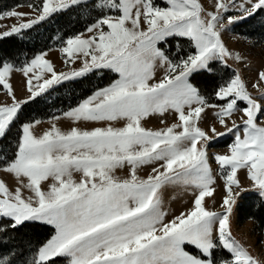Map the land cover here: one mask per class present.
Listing matches in <instances>:
<instances>
[{
    "label": "snow or ice",
    "instance_id": "obj_1",
    "mask_svg": "<svg viewBox=\"0 0 264 264\" xmlns=\"http://www.w3.org/2000/svg\"><path fill=\"white\" fill-rule=\"evenodd\" d=\"M81 0H28L27 12L16 9L0 13V38L20 35ZM107 9L88 28L91 35L68 38L60 51L65 63L83 57V67L58 73L45 58L36 55L20 67L0 61V91L10 103L0 104V140L7 137L25 103L63 81L93 70L118 74L109 86L96 90L76 107L64 113L76 126L67 131L55 123L37 136L39 121L20 124L14 153L0 165L15 177L11 189L0 181V246L9 229L26 222L51 226L53 234L33 250L0 252V264H261L233 236L230 219L239 199L249 191L238 177L245 178L264 199V104L254 99L238 73L214 92L218 101L209 103L191 82L193 74L215 72L242 57L228 50L221 33L229 26L264 12V0H215V11H206L200 0H103ZM235 10L238 15H232ZM170 38L187 40L189 50L178 49L172 59ZM157 64L165 69L154 81ZM15 71L26 77L27 100L17 99L10 82ZM264 82V71L259 72ZM254 88L259 83L253 84ZM264 99V89L260 90ZM244 102L239 107L238 102ZM214 113L224 132L198 126L206 109ZM169 110L177 122L160 129L145 128L141 121ZM240 112V123L227 119ZM53 119H59L54 117ZM107 122V126L80 127L79 122ZM123 121L115 127L111 122ZM164 123V121H161ZM232 134L228 154L213 159L224 181L222 212L206 207L215 179L209 166L208 147L213 138ZM129 166L126 178L113 170ZM144 165H153L146 177L137 174ZM79 173V179L73 177ZM46 184L45 183L49 182ZM170 184L193 190L191 208L166 220L161 207V190ZM27 191L28 195H25ZM228 255L218 258L216 250ZM194 250V251H193Z\"/></svg>",
    "mask_w": 264,
    "mask_h": 264
},
{
    "label": "rangeland",
    "instance_id": "obj_2",
    "mask_svg": "<svg viewBox=\"0 0 264 264\" xmlns=\"http://www.w3.org/2000/svg\"><path fill=\"white\" fill-rule=\"evenodd\" d=\"M102 2L103 0H81L80 4L70 5L68 8L60 12H57L53 15L64 13L78 6L86 5L88 7L84 11L85 13L84 16L88 18H90V16L92 15L101 16L102 14H105L107 12V9H102L101 7L98 6ZM200 2L206 11H215V7H214L215 0H200ZM154 3H156L158 6H165V0H154ZM91 4L92 6H90ZM13 9H16L17 11H21V12L28 11L26 7H20V8L14 7L10 10ZM4 11H8V10L2 9L0 10V13ZM230 11L232 15H238V13L235 10H230ZM76 19H78V17L75 15L72 16L71 18V20L73 21ZM42 22L38 24H41ZM14 23H17L15 19H5L0 21V24L3 25H12ZM91 24H89L85 28V30L78 33L79 35H82V38H88V36L91 35L90 33L87 32V28ZM240 26L243 27V29H238ZM4 30L6 29L0 28V31H4ZM240 30L242 33H240ZM76 35L70 38H73ZM62 36L63 33L59 31V29H56L53 33L52 46L49 49L38 53L37 55L46 53L45 58L52 63L54 69L58 73L60 72L70 73L74 70H79L80 68L83 67V57L76 60L75 63H65L67 57L61 53L60 49L62 46H66L65 42L67 39H63ZM221 38L222 41L225 43V46L228 48V50L233 53V56H235L238 53L242 57V60L237 61L235 59H231L228 61L227 67L219 63L213 65V67L215 68L214 74L217 76L218 82L221 85L225 81L230 79L235 73H238L241 76L242 80L245 82L247 86V90L252 95V97L254 99H257L258 102H260L261 104H264V99L260 98V90L264 89V82H259V76H258L259 72L264 71V12H260L258 15L241 23L229 26L227 30L222 31ZM176 41L177 38H170L169 40V44L171 45L170 49L168 45H164L165 50L171 53L170 56L172 59L177 58L174 54L178 49L184 50L181 53L182 55L186 54L187 51L189 50V44L187 40H186L187 43H183L180 41L179 44H177ZM16 67H20V66H16ZM164 72L165 69L160 67L159 64H157L156 68L154 69L155 75L153 82L159 81L163 77ZM113 75L116 76V79L119 78L118 74L113 73L110 70H93L91 72L85 73L83 76L63 81L60 84H56L38 97L46 98L41 102V104H43L42 105L43 108H46L47 106H59L60 103L65 100V95L57 93L49 96L48 93L53 92L55 89L62 87L63 85H69L71 83L78 82L88 76H94L96 81L99 80L105 81V80H109V78H111ZM10 82L14 87L15 95L17 99L27 100L29 94L26 91V86H25L26 77H24L23 73L13 70V72L10 75ZM257 83H259V87L254 88L253 84H257ZM95 91L96 90H94L92 93H94ZM74 92L75 90L73 89L71 93ZM75 96H78V93H75ZM68 98L69 99L73 98V94L69 95ZM30 101H28L27 103H29ZM3 103H10V100L8 99V97L4 92L0 91V104ZM218 103H223V102L218 101ZM238 106L242 108L245 106V104L244 102L241 101L238 102ZM58 110L59 109H57V111ZM216 111H218V109H213V108L206 109L205 112L202 113L201 120L198 121V126L203 128L205 131H208L210 136L212 135L210 131L212 127H215L217 132L225 131L224 127L219 124L217 118L214 115ZM241 115L242 113L236 112L233 114V116L230 119L226 118L228 125L231 126L232 120H235L239 124ZM260 119L264 120V116H261ZM46 120H37V121L43 122ZM161 121H164V123H161ZM175 122H177V116L171 110L165 112L163 115L158 113L152 114L141 121L142 125L145 128L154 129V130L166 126H170L172 123ZM14 125L11 128V130L14 129ZM11 130L9 131V133L11 132ZM233 141H234V136L232 134L225 135L218 139L214 137L212 143L207 149L209 156V166L212 169V175L215 179V183L213 185V187L215 188L214 195L212 197L206 198V207L208 208V210L217 211V212L223 211V209L220 207V204L222 202V196L224 195V191H223L224 181L221 178L219 166L213 159V156L214 154H221V155L228 154L229 145L232 144ZM0 142H2V140H0ZM15 146H16L15 139L13 137L11 139H5L3 143H1L0 165L4 163L3 157L5 155L11 156V154L14 153ZM152 166L153 165H144L138 168L137 174L141 177H146V175L151 172ZM128 171H129V166L125 165L123 168H121V173H118L117 176L121 177V179L126 178L128 176L127 174ZM245 174H246V170L238 171V177L243 182V186L250 190L245 192L244 196L238 200L236 206L234 207L230 219V228H231L232 236L239 243H241L255 259L259 260L261 264H264V231L263 232L257 231L253 221L247 220L244 222H239V218H238V209L242 204L245 203L246 199H250V200L252 199L251 202L253 204H258L257 201L258 199L264 202V199H262L256 191L251 190L252 186L250 182L245 178ZM9 175L10 174L3 171V168L0 167V181L5 182V180L9 178ZM160 197L162 202L161 207L167 213L166 220H170L174 215H179L181 212L185 211L186 209L191 208L192 200H193V190L184 185L170 184L165 186L161 190ZM26 223H33V222H26ZM44 226H48V225H44ZM48 227L53 229L51 226ZM215 255L216 257L221 258V257H226L228 254L225 251L218 249L216 250ZM25 256L29 258L27 255Z\"/></svg>",
    "mask_w": 264,
    "mask_h": 264
},
{
    "label": "trees",
    "instance_id": "obj_3",
    "mask_svg": "<svg viewBox=\"0 0 264 264\" xmlns=\"http://www.w3.org/2000/svg\"><path fill=\"white\" fill-rule=\"evenodd\" d=\"M27 2L28 0H0V10H10L17 5L26 4ZM90 6H92V4ZM87 7L86 5L78 6L64 13L53 15L48 20L34 26L32 29L25 30L20 35L0 38V61L13 63L15 66H22L35 55L52 46L53 33L56 29H59V31L63 33V39H68L82 32L89 24L100 17V15H92L90 18L84 16V11ZM74 15L77 16L78 19L73 21L71 18ZM238 29H243V27L240 26ZM240 33H242L241 30ZM181 42L187 43L186 40H181ZM160 46L165 49L163 44ZM115 79L116 76L113 75L109 80L96 81L94 76H88L78 82L63 85L53 92L48 93L49 96L57 93L65 95V100L62 101L59 106H47L43 108L41 102L46 99L45 97L33 99L29 103L23 105L19 118L14 125V129L8 133L5 139H11L13 137L16 144L21 123L46 120L60 115L77 106L81 101L91 95L94 90L110 85ZM191 82L196 85L201 95H203L209 103H218L215 99L214 92L218 89L220 83L214 73L212 75L207 73L194 74L191 77ZM73 89L75 92L71 93ZM75 93H78V96H75ZM71 94H73V98L69 99L68 96ZM57 109L59 110L57 111ZM4 140L0 142V145ZM251 200L246 199L245 203L239 207V222L251 220L254 222L256 230L263 232L264 202L258 199V204H253ZM0 224H7V220H0ZM52 234L53 229L48 226L38 223H24L15 230H8L7 234L3 237L5 243L3 246H0V252L7 253L9 249H13L14 247L13 250L17 252L23 251L25 255L30 258L33 255V250L46 242ZM66 263V259L64 258H57L55 260V264Z\"/></svg>",
    "mask_w": 264,
    "mask_h": 264
},
{
    "label": "crops",
    "instance_id": "obj_4",
    "mask_svg": "<svg viewBox=\"0 0 264 264\" xmlns=\"http://www.w3.org/2000/svg\"><path fill=\"white\" fill-rule=\"evenodd\" d=\"M107 86H109V85H107ZM69 110H67V111H69ZM64 113H62V114H60L58 116H55V117H59V119H53L54 117H52V118L47 119L46 121H43V122H40L39 124H36L35 127L33 128L34 134L37 135V136L41 135L44 131L48 130L52 126L53 123H55L56 126L59 127L63 131H67L71 127L76 126V124L73 121H71L70 119H68L67 117L64 116ZM111 123L115 127H120V126L123 125L122 121H113ZM102 124H103V126H107V122H83V121L79 122V126L82 127V128L83 127L90 128L92 126H102ZM118 173H121V168H116V169L113 170V175L118 177V178H121V177L117 176ZM128 173H129V171L127 172V174ZM73 177L78 180L79 179V173H73ZM50 182L51 181L46 182L45 183V187H46V184L50 183ZM5 183L13 190L17 186V181H16L15 177L12 176L11 174L9 175V178L7 180H5ZM24 194L28 195L27 191H25Z\"/></svg>",
    "mask_w": 264,
    "mask_h": 264
}]
</instances>
